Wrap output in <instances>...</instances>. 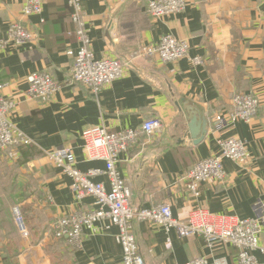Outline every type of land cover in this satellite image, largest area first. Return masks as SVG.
Segmentation results:
<instances>
[{"label": "crops", "instance_id": "obj_1", "mask_svg": "<svg viewBox=\"0 0 264 264\" xmlns=\"http://www.w3.org/2000/svg\"><path fill=\"white\" fill-rule=\"evenodd\" d=\"M25 1L0 0V38L7 36L13 21L36 33L31 42L0 51L3 93L17 102L10 119L33 140L17 158L0 149V262L7 258L17 264H122L119 230L108 221L101 223L109 225L102 233L85 230L78 248L52 230L58 217L91 206L94 199L79 196L70 176L47 152L69 147L81 171L105 169L104 161L88 159L83 151V132L98 126L139 132V140L121 154L116 168L131 184L135 206L149 208L168 201L178 219L187 218L195 204L175 177L198 160L220 154V138L245 140L248 157L225 158L226 179L205 182L199 203L213 214L240 219L257 215L255 204L264 199L263 0H186L184 10L161 18L148 13L152 0H83L95 56L133 60L122 77L97 94L69 83L74 63L69 51L77 50L79 41L72 33L67 1L43 0L42 14L24 15ZM167 34L189 42L187 57L163 62L156 55L140 54L143 46L156 45ZM196 57L202 61L195 63ZM35 71L48 72L61 83L49 102L28 95L27 78ZM239 92L260 98L256 117L216 131L215 121L229 115L232 97ZM194 110L210 124L198 145L184 136ZM152 117L163 127L148 135L142 126ZM94 179L110 188L106 174ZM15 205L24 212L28 239L15 224ZM135 233L146 264H185L198 256L211 261L225 257L228 264H240L237 248L224 243L211 247L202 236L182 237L175 229L146 220L136 222ZM260 241L264 244V232ZM254 255L264 264L259 250Z\"/></svg>", "mask_w": 264, "mask_h": 264}, {"label": "built area", "instance_id": "obj_2", "mask_svg": "<svg viewBox=\"0 0 264 264\" xmlns=\"http://www.w3.org/2000/svg\"><path fill=\"white\" fill-rule=\"evenodd\" d=\"M66 1L75 26L72 33L79 41L78 49L69 51L74 58L69 83L82 84L97 94L106 84L122 77L131 67L133 60L129 56L97 58L86 28L83 0ZM186 6V0H152L148 4V13L153 18H161L178 13ZM43 10V0H26L23 5L24 15H40ZM35 37L36 33L29 26L21 21H13L7 36L0 38V51L10 46L31 42ZM189 50L190 44L187 40L167 34L158 44L143 46L140 54L156 55L163 62H170L187 57ZM193 61L198 63L202 59L196 57ZM27 80L28 95L42 103L49 102L61 87V83L48 72L35 71ZM5 86L4 83H0V149L6 151L12 158H17L19 151L32 145L33 140L11 121L10 114L17 106V102L5 96L3 93ZM260 105L261 100L256 94L236 93L232 97V111L227 117H219L214 123V129L223 131L238 122H250L256 117ZM162 127L161 120L152 117L145 120L142 129L144 133L153 135ZM83 139V151L86 157L104 161L105 169L81 171L77 168L75 154L69 147H58L47 152L54 165L70 176L73 190L81 197L92 196L94 199L91 206L80 207L54 221L52 230L57 238L65 239L68 244L78 248L82 244L85 230L102 233L109 228V225L102 226L101 223L108 221L119 230L117 240L123 250L122 264H146L135 233L136 222L146 220L166 230L175 229L182 237L202 236L211 247L216 243L229 244L237 248V260L240 264H259L254 252L259 250L264 255V244L260 241L264 232V199H259L255 204L257 215L246 219L213 214L199 203L205 182L226 179L225 158L245 160L248 157V144L245 140L238 137L220 138L218 140L221 146L220 154L198 160L191 169L175 177L176 184L181 185L195 204L187 218L178 219L173 215L168 201L149 208L135 206L132 202V186L116 168L121 154L127 152L139 140L138 131L125 129L112 132L98 126L85 130ZM101 174L108 176L109 189L103 182L95 181L94 178ZM12 211L20 235L28 239L30 229L22 207L15 205ZM170 246L171 242L168 239L167 247ZM0 264L6 263L1 261ZM185 264H228V262L225 257L211 261L205 256H198Z\"/></svg>", "mask_w": 264, "mask_h": 264}, {"label": "water", "instance_id": "obj_3", "mask_svg": "<svg viewBox=\"0 0 264 264\" xmlns=\"http://www.w3.org/2000/svg\"><path fill=\"white\" fill-rule=\"evenodd\" d=\"M190 111L193 110L190 109ZM195 112L196 113L192 112V117L189 118V123L187 125L188 130L184 133V136L189 137L193 140L195 145H198L208 134L210 124L207 118L199 114L197 111Z\"/></svg>", "mask_w": 264, "mask_h": 264}, {"label": "trees", "instance_id": "obj_4", "mask_svg": "<svg viewBox=\"0 0 264 264\" xmlns=\"http://www.w3.org/2000/svg\"><path fill=\"white\" fill-rule=\"evenodd\" d=\"M3 262L6 263V264H8V263H11V262H16V260H14V259H7V258L5 259L4 258Z\"/></svg>", "mask_w": 264, "mask_h": 264}]
</instances>
